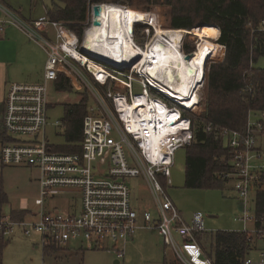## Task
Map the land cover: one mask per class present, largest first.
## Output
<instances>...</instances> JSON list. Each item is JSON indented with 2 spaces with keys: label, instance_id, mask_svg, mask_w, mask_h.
<instances>
[{
  "label": "built area",
  "instance_id": "2783aa9c",
  "mask_svg": "<svg viewBox=\"0 0 264 264\" xmlns=\"http://www.w3.org/2000/svg\"><path fill=\"white\" fill-rule=\"evenodd\" d=\"M3 11L7 19L0 21V31L3 32L7 24L18 27L41 45L48 60L41 82L11 83L7 89L2 125L14 141L1 147L0 177L10 166L38 169L40 197L35 204L41 210L29 211L26 217L17 218L12 213L6 215L0 206V244L16 232L23 236L35 233L44 249L64 248L73 242L87 250L109 246L122 261L127 244L139 230L147 229L157 232L184 264H214L197 241L198 234L207 232L204 216L198 212L186 221L159 179L164 177L171 184L174 155L193 140L191 119L186 113L194 112L200 106V98L196 109L181 106L178 100L157 91L150 79L135 67L116 68L101 63L106 73L105 79L101 80L73 55L72 50H81L79 39L63 23L41 17L30 24L5 7ZM49 26L55 31L53 41L44 35ZM261 30L264 31V19ZM77 65L80 67H75ZM81 68L87 70L95 83L111 86L113 82H120L124 90L107 92L106 96L98 91L93 93L100 110L98 114L94 107L88 108L82 124L80 151L62 153L53 149L45 135L50 108L48 87L57 81L60 73L69 77L74 87L76 82L91 85V81L81 74ZM135 85L140 87V93L135 94ZM138 95L145 96L150 102L160 100L169 110L179 112L177 121L180 124L187 123L182 127L187 129H179V133L162 143L160 155L150 151L151 141L134 128L127 119L130 117L124 118L119 111L120 99L132 103ZM251 114L244 131L224 129L221 132L233 151V170L223 174L222 178L232 184L239 196L243 214L236 220L243 224L241 232L246 233L250 243L254 244L264 240V214L258 216L250 209L251 194L256 193L264 181V162H261L264 150L258 144V139L264 137V115L261 114L260 121L252 123ZM113 133L119 138L111 137ZM142 174L151 187L155 216L150 211H138L131 201V189L126 180ZM63 189L80 191L81 211L78 214L45 212V200L57 196ZM259 256L257 264H264V250ZM244 264L255 263L248 255Z\"/></svg>",
  "mask_w": 264,
  "mask_h": 264
},
{
  "label": "trees",
  "instance_id": "16d2710c",
  "mask_svg": "<svg viewBox=\"0 0 264 264\" xmlns=\"http://www.w3.org/2000/svg\"><path fill=\"white\" fill-rule=\"evenodd\" d=\"M63 6L53 5L47 11V18L61 22L80 40L84 24L88 20L90 7L102 3L123 2L133 10L150 12L153 23L162 29L195 30L197 25L205 26L217 34V44L225 49L221 62L212 63L206 76L204 111L201 114L186 113L191 119L193 140L186 146L185 186L198 189H223L227 181L222 175L233 170V151L226 144L222 130L244 131L250 113L264 115V68L255 64L264 57V0H62ZM199 27V26H198ZM139 29H134V39L139 45ZM182 51H195L194 42H184ZM104 96L106 85H100ZM59 91H71L73 83L64 73L56 81ZM111 106L113 103L110 99ZM89 98L75 105H67L63 125L66 128L68 145L53 146L62 153L80 151L77 142L82 139L83 119L88 113ZM264 130V120H262ZM0 125V143H12ZM162 184L164 177H159ZM165 186V185H164ZM255 210L258 216L264 214V181L256 190ZM8 202L7 194L0 188V206ZM25 212L13 216L23 218ZM212 241L211 248L204 245ZM197 241L203 252L214 264H244L253 244L248 235L237 231L200 233ZM3 243L0 244V264ZM56 249L55 246L47 250ZM163 264H170L167 256Z\"/></svg>",
  "mask_w": 264,
  "mask_h": 264
},
{
  "label": "rangeland",
  "instance_id": "374dc122",
  "mask_svg": "<svg viewBox=\"0 0 264 264\" xmlns=\"http://www.w3.org/2000/svg\"><path fill=\"white\" fill-rule=\"evenodd\" d=\"M54 4L63 6L62 0H0V17L3 20L7 18L3 11V7L9 9L24 22H26L24 18L28 20L47 17V11L51 9ZM114 4L121 5L125 7L128 12L131 11L134 14V29L136 26L138 27L139 40L143 42V45H139L136 42L138 46L142 48L146 47L148 42H151L155 38L157 31L162 28L158 24L152 22L150 12L139 9L133 10L123 2H116ZM17 12H19V15ZM91 22L92 6L89 10L88 20L84 24L83 37L78 42L79 48H82L85 32L91 25ZM201 25H197L195 28ZM49 29L52 33L53 28L49 26ZM192 31L193 29L191 31L184 30L183 43L194 42V52L196 53L198 45L204 42L206 45L205 53L208 57L205 67V80L198 92L201 103L194 111L197 114H201V112L204 111L202 101L205 99L207 73L212 63L221 62L223 60L225 49L223 46L217 44V39L213 40L208 37L200 38L192 33ZM23 35L26 37L22 41L23 44L26 43L25 45H27L30 43L29 45H32V49L35 51H42L41 45L31 40L25 33ZM48 38L53 41L55 40V35ZM1 47H3L2 43H0V48ZM94 62L99 66L102 65L99 61ZM255 66L257 68H264V57H261ZM75 67L80 66L77 65ZM7 68L8 67H4L3 70L6 71ZM31 69L33 68L25 67L23 63L21 67H15L13 73L11 70L10 76L13 75L11 82L24 81L23 77L26 73L34 72L30 71ZM81 69V74L91 81V85L84 84V82L79 84L75 81L76 87L71 91H59L54 83H51L48 87L50 108L47 112L48 124L46 126L45 135L52 146L61 147L68 145L65 136L66 128L63 125L67 105L78 104L84 96H87L89 98L88 108L94 107L96 113L99 114L100 107L93 93L96 94L98 91L100 94L104 95V92L101 90L100 86L94 82V79L89 75L87 70ZM89 81H87V83H89ZM78 88H80V90H78ZM123 90L124 88L120 82H113L111 86L107 87L106 92L114 93V91ZM134 92L135 94L141 92L138 85H135ZM2 104L3 100L0 101V109ZM261 119V114H251L250 121L252 123H257ZM1 121L2 117L0 112V125L2 123ZM111 137L114 139L119 138L116 133H113ZM76 144L78 146L80 142ZM258 144L260 148L264 150V137L258 139ZM185 162L186 148H181L175 153L174 164L170 169L171 184H168L167 180H165L162 185H165L164 188L167 190L170 199L182 213L186 221L189 222L195 213L200 212L204 216L205 228L209 233H216L218 231H241L243 229V224L237 221L236 218L243 214V207L232 184L228 183L223 189L187 188L185 186ZM261 162H264V157L261 159ZM40 178V171L38 169L27 166H10L3 170L2 176L0 177V188L4 190L8 197V202L2 205L6 215H10L12 210L19 208H26L33 212H39L41 210V208L35 204L36 199L40 197ZM126 182L131 189V201L134 207L140 212L149 210L155 216L156 204L153 199L151 187L145 175L142 174L137 178H128ZM251 195L252 201L250 209L253 213H256V194L252 193ZM81 202V195L78 189H63L57 196L45 200L43 210L47 213L61 211L67 214H78L82 208ZM136 237V240L126 247L125 258L120 264H163L165 256L168 257L170 264H184L174 253L173 249L165 244L164 239L157 232L142 229L137 232ZM38 242L39 236L35 233L29 236H23L20 232H16L9 240H6L7 245L2 250V264H43V262H45V264H55L53 260L47 258V254H45L42 246L36 247ZM71 245L76 247L79 244L73 242ZM204 245L208 249L211 248L212 241L210 238L204 241ZM255 246L256 247L250 253L249 257L257 264L260 252L264 250V240H257ZM62 258V260H57L56 264H115L117 260L114 248L109 246L104 249L85 250L78 253L74 252L70 256L67 254Z\"/></svg>",
  "mask_w": 264,
  "mask_h": 264
},
{
  "label": "bare ground",
  "instance_id": "6f19581e",
  "mask_svg": "<svg viewBox=\"0 0 264 264\" xmlns=\"http://www.w3.org/2000/svg\"><path fill=\"white\" fill-rule=\"evenodd\" d=\"M134 26L131 11L118 4L102 3L99 14H92L81 50H72V53L101 80L105 79L106 73L93 60L116 68L135 67L150 79L157 91L178 100L181 106L196 109L208 60L204 42L187 60L182 51L184 30L160 28L155 38L142 48L130 32V27L134 29ZM192 33L200 38L217 39V34L205 26H199ZM119 111L124 118L130 117L127 119L134 128L151 141L150 151L156 155L161 154L164 141L179 133V129H187L182 128L186 122L180 124L177 121L178 111L169 110L160 100L150 102L142 95L132 103L120 99Z\"/></svg>",
  "mask_w": 264,
  "mask_h": 264
},
{
  "label": "crops",
  "instance_id": "0c3cea01",
  "mask_svg": "<svg viewBox=\"0 0 264 264\" xmlns=\"http://www.w3.org/2000/svg\"><path fill=\"white\" fill-rule=\"evenodd\" d=\"M17 14L19 15V12H17ZM39 18H41V17H39ZM39 18L28 19V20L26 18H24V19L27 23L31 24L34 21L38 20ZM6 19L3 20L0 17V21H5ZM23 34H24V32L21 29H19L16 26L9 25V24H7L5 26V29L3 32L0 31V43L3 44V47L0 48V101L3 100V104H2L1 109H0L1 117H3V114H4L5 99H6V93H7L8 86L11 83H25V84L39 83L42 81L43 75L45 72V67H46V63L48 60V55H47L46 51L43 48H42V51L38 50V49H37L38 51H35L34 49H32V45H29L30 43L27 45H25L26 43L23 44L22 41L24 40V38H26ZM44 35H46L47 37H52V35L53 36L55 35V31L53 29V32L51 33L50 29L48 28ZM30 46H31V48H30ZM22 63L25 67L33 68L30 71H34V72L26 73L27 76L25 75L23 77L24 81H21V82L13 81V82H11V79L13 78V75L10 76L11 70L13 73L14 68L15 67H21ZM4 67H8L6 71L3 70ZM54 85L56 86V82H54ZM1 125H2V123H1ZM10 138H12V137H10ZM6 144H10V143H6ZM3 145H5V144L0 143V150H1V147ZM29 211L30 210H27L26 208H19V209L12 210L11 213L14 215L16 213L25 212L26 215L24 217H26L30 213ZM144 211H149V210H144ZM152 232H154V231H152ZM237 232H241V231H237ZM136 235H137V233H136ZM136 235H135L134 239L128 244H131L136 240V238H137ZM128 244H127V246H128ZM6 245H7L6 241L3 242V246L5 247ZM39 246H41L40 245V237H39V242L36 244L37 248ZM255 247L256 246L254 243V246L252 247V250L250 251V253L253 251V249ZM85 250H87V249H84L83 245L79 244L78 246L73 247L71 245V243L67 247H64V248H57L56 247V249H53V250L44 249L45 254H47V258L49 260L50 259L53 260L55 262V264H56L57 260H62L63 259L62 257L66 256L67 254L70 256L74 252L78 253V252H83ZM250 253H249V255H250ZM121 262L122 261L117 259L115 261V264H120ZM1 264H2V256H1ZM43 264H45V262H43Z\"/></svg>",
  "mask_w": 264,
  "mask_h": 264
},
{
  "label": "water",
  "instance_id": "95a60500",
  "mask_svg": "<svg viewBox=\"0 0 264 264\" xmlns=\"http://www.w3.org/2000/svg\"><path fill=\"white\" fill-rule=\"evenodd\" d=\"M99 5H100V4L93 5V7H92V14H95V15L99 14ZM94 23H95L96 25H100V23H99L98 21H95ZM130 32H131L132 34H134V29H133L132 27H130ZM192 54H193V53L186 54V59H187V60L191 59ZM99 62H100V61H99ZM101 63H102V62H101ZM103 64L108 65V66H111V65L106 64V63H103ZM111 67H113V66H111ZM190 73H192V71H190Z\"/></svg>",
  "mask_w": 264,
  "mask_h": 264
}]
</instances>
